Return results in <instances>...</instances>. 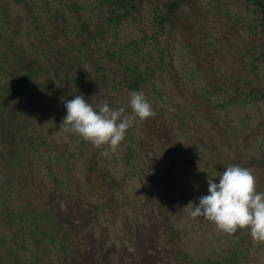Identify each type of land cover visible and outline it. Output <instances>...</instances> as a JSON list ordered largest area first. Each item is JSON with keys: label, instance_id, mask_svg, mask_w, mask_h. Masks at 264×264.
<instances>
[{"label": "rangeland", "instance_id": "374dc122", "mask_svg": "<svg viewBox=\"0 0 264 264\" xmlns=\"http://www.w3.org/2000/svg\"><path fill=\"white\" fill-rule=\"evenodd\" d=\"M171 1L142 0L132 12L117 8L119 19L98 24L92 41L99 55L131 65L153 66L152 56L161 57L142 90L156 119L137 122L126 133L134 135L132 154L144 159L133 162L130 155L124 161L125 145L107 149L103 156L118 187L103 200L93 181L97 194L86 204L95 210L86 214L85 228L77 221L65 230L52 227V218L48 224L44 215L36 216L35 199L24 201L0 185L12 211L0 202V264H264V243H254L249 229L225 234L212 222L192 218L188 205L208 194V175L219 183L229 165L251 169L257 191L264 192L260 12L255 0H175L170 13L164 4ZM86 8L83 19L102 11ZM111 63L97 70L100 75L107 67L96 80L101 87L111 86ZM29 105L54 108L44 98ZM93 148L99 154L103 149ZM153 182L164 190L171 183L174 194L147 196Z\"/></svg>", "mask_w": 264, "mask_h": 264}, {"label": "trees", "instance_id": "16d2710c", "mask_svg": "<svg viewBox=\"0 0 264 264\" xmlns=\"http://www.w3.org/2000/svg\"><path fill=\"white\" fill-rule=\"evenodd\" d=\"M140 2L142 0H0V185L14 191L19 199H35L36 216L44 215L48 224L52 218V227L69 229L73 221L79 222L80 228L88 226L85 216L93 212L95 206L86 204V200L97 194L93 192L94 180L103 200H109L114 194L113 187H118L103 156L106 146L99 154L91 143L62 132L59 127L66 115L64 100L83 95L94 109L101 101H107L113 108H125L124 97L131 91L142 92L155 74L158 60L161 63L160 55L152 56L157 62L154 61L153 66L140 67L139 63L131 65L121 57L110 56L109 60L93 47L98 24L119 19L115 13L117 8L136 11ZM255 3L264 26V2L255 0ZM177 4L178 1L172 0L164 7L172 13ZM86 7L102 10L98 16L93 15L95 23L91 16L81 17L80 11ZM157 18L153 15L154 20ZM108 61L115 67V73H111V86L101 87L96 80L105 76L107 67L100 75L97 70H102ZM43 98L54 108L49 109V105L42 108L41 103L35 109L30 108V102L36 104ZM152 109L156 114L155 107ZM125 110L131 109L127 106ZM155 119L152 116L149 122ZM132 136L126 134L120 144L128 147V151L122 153L124 161L130 155L133 162L143 160V154H132ZM78 164L82 175L76 170V177ZM156 170L159 171L154 168ZM170 186L171 183H166L164 190L155 183L146 195L159 191L172 196ZM2 198L4 195L0 194V202L12 213L9 201Z\"/></svg>", "mask_w": 264, "mask_h": 264}, {"label": "clouds", "instance_id": "9594fccd", "mask_svg": "<svg viewBox=\"0 0 264 264\" xmlns=\"http://www.w3.org/2000/svg\"><path fill=\"white\" fill-rule=\"evenodd\" d=\"M66 115L59 130L79 136L95 148L106 146L115 152L125 140L127 130L137 122L155 115L152 105L141 91H131L128 99L130 113L124 107H110L101 101L96 108L83 95L64 100ZM103 155H108L105 150ZM207 176L208 194L192 205V218L212 222L225 234L249 229L254 243H264V192H258L253 171L239 165H229L219 175ZM187 205V206H188Z\"/></svg>", "mask_w": 264, "mask_h": 264}]
</instances>
